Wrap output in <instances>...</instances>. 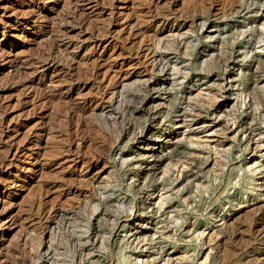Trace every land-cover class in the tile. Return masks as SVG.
<instances>
[{
    "label": "rangeland",
    "instance_id": "374dc122",
    "mask_svg": "<svg viewBox=\"0 0 264 264\" xmlns=\"http://www.w3.org/2000/svg\"><path fill=\"white\" fill-rule=\"evenodd\" d=\"M263 223L264 0H0V264H264Z\"/></svg>",
    "mask_w": 264,
    "mask_h": 264
},
{
    "label": "bare ground",
    "instance_id": "6f19581e",
    "mask_svg": "<svg viewBox=\"0 0 264 264\" xmlns=\"http://www.w3.org/2000/svg\"><path fill=\"white\" fill-rule=\"evenodd\" d=\"M175 22V21H174ZM178 26V25H177ZM179 27V26H178ZM200 28V27H199ZM168 35H171V36H173L174 35V32H173V28H172V30H168V33H167ZM176 34V33H175ZM161 67V66H160ZM147 147V145H145V148ZM148 148V147H147ZM101 178V177H100ZM102 179H106L105 177H103ZM102 179H101V182H102ZM105 181V180H104ZM263 203V202H262ZM260 212V211H259ZM261 214H263V212L261 213ZM226 224V223H225ZM262 224V223H261ZM264 224V223H263ZM263 226V225H262ZM259 231V230H258ZM261 234H264V227H262V229L259 231ZM258 232V233H259ZM25 235V238L26 237H29V235L28 234H24ZM260 235V234H259ZM46 236V235H45ZM24 237V236H23ZM47 237H49L44 243H43V245H44V247H45V251H44V255H46L47 253H49V247H48V245H49V239H50V235H49V233H47ZM257 237V236H256ZM259 237V236H258ZM42 238V237H41ZM28 240V238H26V240H24V241H27ZM210 240V239H209ZM261 240V239H260ZM262 243V242H261ZM40 245V244H39ZM41 246V245H40ZM39 247V246H38ZM49 248V249H48ZM50 250H52V249H50ZM48 255V254H47ZM43 256V255H42ZM44 257V256H43ZM34 259V258H33ZM31 260V259H30ZM261 264H263V263H261Z\"/></svg>",
    "mask_w": 264,
    "mask_h": 264
}]
</instances>
